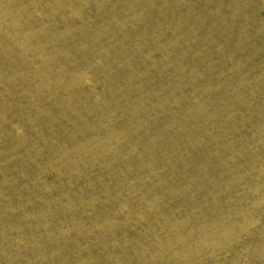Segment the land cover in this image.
<instances>
[{"label":"bare ground","instance_id":"bare-ground-1","mask_svg":"<svg viewBox=\"0 0 264 264\" xmlns=\"http://www.w3.org/2000/svg\"><path fill=\"white\" fill-rule=\"evenodd\" d=\"M0 264H264V0H0Z\"/></svg>","mask_w":264,"mask_h":264}]
</instances>
